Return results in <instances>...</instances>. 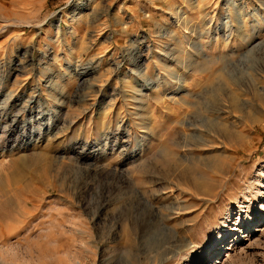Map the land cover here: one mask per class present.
I'll return each instance as SVG.
<instances>
[{
	"label": "rangeland",
	"instance_id": "1",
	"mask_svg": "<svg viewBox=\"0 0 264 264\" xmlns=\"http://www.w3.org/2000/svg\"><path fill=\"white\" fill-rule=\"evenodd\" d=\"M260 96L264 0H0V264H264Z\"/></svg>",
	"mask_w": 264,
	"mask_h": 264
},
{
	"label": "bare ground",
	"instance_id": "2",
	"mask_svg": "<svg viewBox=\"0 0 264 264\" xmlns=\"http://www.w3.org/2000/svg\"><path fill=\"white\" fill-rule=\"evenodd\" d=\"M258 100L259 101H252V103L229 102V105H230L229 108H231L232 111L235 114H238V116L234 115V118H233L234 120L231 121L230 123H228V125H225V124H223V125L222 124L213 125L215 134L217 136H219L220 139H222V141H220L221 145H219L220 146L219 149H221V146H222V148H224V149H226L228 151L229 150L232 151L233 148H235V149L236 148H240L239 146H240V144H242V142L244 141V138H245L244 135H245L246 127H248L252 123L257 122L259 120L258 117L260 116V113L262 114L263 111H264V98H262V96H260ZM216 108H218L217 112L220 113V114L226 112V110H225L226 108L223 107L222 105L218 104V105H216ZM197 147H198V145H197ZM235 149H234V151H235ZM222 156H223V158L222 157H216L217 159L215 158L213 162H209L208 164H206L207 172H209V173L215 172L216 173L217 170H219V168H221V167H222L221 169L224 171L226 166L228 164H230V162L233 161V160H231L232 157L230 158V156H228V157L224 156V155H222ZM39 160H40V156L39 157H34V158L30 159V160H27L26 158H23L22 161L20 162V164L18 163L17 165L21 167V168H19V170L24 168V167L29 169V167L27 166L28 163H30L31 161L33 163H38ZM206 162H208V161H206ZM190 163H192V162H190ZM144 165H145V163H144ZM147 167H149V166H147ZM45 168H46V170L48 169L46 166H45ZM192 170H194V169H192ZM148 171H149V169L146 168V170H144L142 172L146 173L145 175L147 176V172ZM185 175H187V172L183 171L182 172V176L186 177ZM201 175H203V174H201ZM140 177H141V175H140ZM142 177H143V175H142ZM197 177L199 178V176H196V174H195L194 179L190 180V184L192 186V187L191 186L190 187L194 190L193 194L197 195V193H198V195H200L199 194V189L201 188V187L199 188V186H200L199 179L200 178L198 179ZM190 195H191V192H190ZM134 214L138 215L139 217H141L143 225H145L146 223L153 222V219H155L156 216L158 215V214H156V211H154L152 209V206H150L149 203L145 202V201L143 203V207H141V206L135 207ZM135 219H136V217H135ZM137 220H139L138 217H137ZM4 238L6 239V236H4ZM190 244H192V242ZM194 250H195V248L193 246L191 248L192 252L190 251L191 252L190 255L194 253ZM183 259L186 260V263L188 264L189 258L186 256ZM204 261H205V259H203L201 257L198 258V263L200 262L199 264H203Z\"/></svg>",
	"mask_w": 264,
	"mask_h": 264
}]
</instances>
